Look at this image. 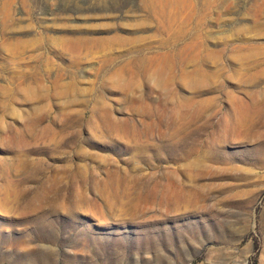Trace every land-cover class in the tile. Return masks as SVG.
Masks as SVG:
<instances>
[{"label": "rangeland", "instance_id": "374dc122", "mask_svg": "<svg viewBox=\"0 0 264 264\" xmlns=\"http://www.w3.org/2000/svg\"><path fill=\"white\" fill-rule=\"evenodd\" d=\"M200 1L0 0V264H264V0Z\"/></svg>", "mask_w": 264, "mask_h": 264}, {"label": "bare ground", "instance_id": "6f19581e", "mask_svg": "<svg viewBox=\"0 0 264 264\" xmlns=\"http://www.w3.org/2000/svg\"><path fill=\"white\" fill-rule=\"evenodd\" d=\"M258 1V0H257ZM167 3V2H166ZM195 4V3H194ZM197 5H198V3H197ZM169 6V5H168ZM204 4H203V0H201L200 1V3H199V6L197 7V6H195V7H193V11H195L196 13H198V15H200V13H201V11H203L204 10ZM216 7V6H215ZM192 8V7H191ZM175 9H177V10H179L178 8H175ZM192 10V9H191ZM169 11V10H168ZM181 11V10H180ZM170 12H172V10L170 11ZM194 12V13H195ZM174 13V12H173ZM172 14V13H171ZM177 17V16H176ZM81 40H82V38H81Z\"/></svg>", "mask_w": 264, "mask_h": 264}]
</instances>
